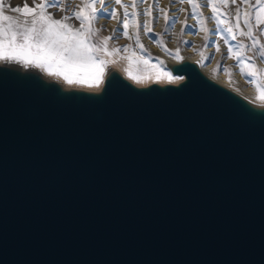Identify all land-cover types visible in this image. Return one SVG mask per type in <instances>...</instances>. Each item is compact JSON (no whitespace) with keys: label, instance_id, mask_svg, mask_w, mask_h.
Here are the masks:
<instances>
[{"label":"water","instance_id":"1","mask_svg":"<svg viewBox=\"0 0 264 264\" xmlns=\"http://www.w3.org/2000/svg\"><path fill=\"white\" fill-rule=\"evenodd\" d=\"M38 72L0 64V264H264V113L199 73L91 108Z\"/></svg>","mask_w":264,"mask_h":264},{"label":"rangeland","instance_id":"2","mask_svg":"<svg viewBox=\"0 0 264 264\" xmlns=\"http://www.w3.org/2000/svg\"><path fill=\"white\" fill-rule=\"evenodd\" d=\"M62 2L64 11L55 7H49L46 10V15L51 16L55 20H61L67 15L71 17L67 23L71 24L73 29L79 28L80 22L72 16V13L74 10L84 8L82 15L86 16L89 11V9L85 7L88 0H62ZM41 3H51V0H0V4H2V9H0V11H2L0 24L7 26V21L2 19L3 16L11 17L20 25H23L25 21L30 24L34 12L39 11L37 6ZM195 3L199 5V8L193 9L192 5L186 2V0L185 2H180V0H146V2L136 0V6L133 8L132 0H121L120 4L114 3V0H106V6L103 9L100 8L99 4L95 5L98 18L93 21L91 25L94 33L90 37L91 43L102 46L101 35L104 38L111 37V39H107L108 42L122 56H127L129 59L134 58L131 59L133 61H146V55L150 56L152 59L160 57L161 55L158 51L151 50V46L155 45L157 46L155 50H162L166 56L183 60L185 59V55L181 52V49L182 46H184L186 51L190 54L195 55L199 52L200 57L195 58H199V60L195 62L201 64L206 62L208 66H212L211 73L214 71L218 72L222 77L226 78L225 80L227 83H231L230 86H233V82L237 81L241 88L243 87L242 90H234V88L232 89V87L226 85L237 93H243L242 91L243 89L245 90V88L251 92H256L255 84L264 87V81L261 80L263 79L262 74L264 67L262 66L264 65V58L258 55L260 46H264V24L257 27L255 24V15L253 14L250 19L252 30V38L250 39L247 35L249 29L244 26L243 22L244 13L249 11L254 13L255 0H249L248 4H242L240 0H237L236 4H232L231 0H227L226 5L222 4L220 0H214L219 22L212 19L213 12L212 9L208 7L207 0H195ZM25 5H27V8H25ZM250 5L252 6L251 8ZM17 7L20 8L19 12L10 10ZM238 7L241 9L239 21L236 16ZM172 8L175 9L172 10ZM29 9L32 11H28ZM113 9L116 13L115 19L99 17L100 11L107 13L111 12ZM159 9H163L164 13L167 14L169 21L167 25L165 24L164 14H162ZM145 10H148V15H145ZM125 11L129 14L132 12L136 13L135 17L131 15L128 17L127 36L122 34L124 30L120 23L124 18ZM191 19L195 21H190ZM201 19L203 20L202 24L198 22ZM173 20L176 21L174 24L172 23ZM145 23H147L148 28L151 29L150 32L145 30ZM237 23L240 25L239 29L236 28ZM228 26L233 28L235 39H232L228 32L224 30ZM116 29H121V31L114 33ZM186 33L195 37L198 33H201V41L198 43L197 41L195 42L187 39L185 37ZM241 33L244 34L241 35ZM175 38L177 47L172 48L169 43L173 44ZM137 39H139L140 46L137 45ZM253 39L258 42L255 48L252 46ZM238 43L245 45V48L241 50L242 54L236 51ZM205 47H207L209 51L207 55ZM101 48L102 47L95 49V57L101 58L104 65L107 60L102 57ZM125 49L127 50L125 51ZM229 49H232L231 56L229 54ZM238 55L240 59L244 61L243 64H240L237 59ZM161 59L166 61L165 58ZM0 64L12 68L25 67L32 70L37 68L39 74L51 79H57L56 72L50 74L47 69L37 67L31 63L26 64L18 60L0 59ZM249 65L254 66V70L257 74L255 79L258 83H254L253 77L246 75L249 71ZM108 67L105 68L104 66L107 70L109 69ZM241 67L244 68L245 74H242ZM207 76L211 78V74L207 73ZM41 81L43 83L42 79ZM252 88L254 89L252 90Z\"/></svg>","mask_w":264,"mask_h":264},{"label":"snow or ice","instance_id":"3","mask_svg":"<svg viewBox=\"0 0 264 264\" xmlns=\"http://www.w3.org/2000/svg\"><path fill=\"white\" fill-rule=\"evenodd\" d=\"M146 2V0H142ZM180 2H185V0H180ZM190 3L193 9L199 8V5L195 3V0H186ZM224 5L227 4V0H220ZM242 4H248L249 0H240ZM114 3L120 4L121 0H114ZM232 4H236L237 0H231ZM99 4L100 8L103 9L106 6V0H88V3L85 5L89 9L88 14L82 15L84 8L79 10H74L72 16L75 17L80 22V27L73 29V26L67 21L71 17L65 15L61 20H55L51 16L46 15V10L49 7H55L61 11H64V6L62 0H51V3H41L37 7L39 11L34 12L33 19L31 23H25L20 25L17 21H14L9 16H3L2 19L7 21V26L0 24V59H10L23 61L24 63L34 64L37 67H43L52 74V70L55 68L58 74L63 75L64 79L69 83L73 82V78L68 74L69 70L75 66H82L84 64H91L95 57V49L100 48L99 44H92L90 37L94 34L92 31V23L97 20V11L95 5ZM208 7L212 9L213 20L219 22V16L214 4V0H207ZM123 6V5H121ZM136 6V0H132V7ZM252 6L250 5V8ZM27 8V5H25ZM0 9H2V4H0ZM13 12H19L20 8L10 9ZM28 11H32L29 9ZM159 11L164 14L165 24L169 23L167 14L164 13L163 9ZM241 14V9L238 7L236 10L237 20L239 21ZM255 15V24L257 27L264 24V0H255L254 13L249 11L244 13V26L249 30L247 32L248 37L252 38V30L250 25V19ZM136 16L135 12L129 14L127 11L124 12V18L120 21L124 36H127V27H128V17ZM145 15H148V10H145ZM0 16H2V11H0ZM100 18L105 19H115L116 13L113 9L111 12L105 13L100 11ZM176 21L173 20L174 24ZM203 23L201 19L198 21ZM240 25L237 23L236 28L239 29ZM144 28L146 31H151L148 28L147 23H145ZM228 32L229 36L232 39H235V33L231 26H228L224 29ZM121 29L114 30L115 32H120ZM244 33H241L243 35ZM106 39H111L108 37ZM137 45L140 46L139 39H137ZM258 42L253 39L252 46L257 47ZM245 48V45H237L236 51L241 53V50ZM127 49H125L126 51ZM232 49H229V54L231 56ZM242 54V53H241ZM258 55L264 58V46H260ZM240 64H243L244 61L240 59V56H237ZM100 67H95L93 65L94 71L92 73L91 81H84L86 83H97L103 72V61H100ZM227 71V70H225ZM242 74L244 73V68L241 67ZM132 73L129 72V76ZM246 75L253 77V82L258 83L255 79L256 72L254 66L249 65V71ZM259 92L260 89L258 88ZM257 99H264V96H258Z\"/></svg>","mask_w":264,"mask_h":264},{"label":"bare ground","instance_id":"4","mask_svg":"<svg viewBox=\"0 0 264 264\" xmlns=\"http://www.w3.org/2000/svg\"><path fill=\"white\" fill-rule=\"evenodd\" d=\"M174 9L175 8H172V10ZM190 21L195 20L191 19ZM185 37L189 40H193L195 42L197 41L198 43L202 38L201 33H198L196 37L190 35L189 33H186ZM101 41V54L102 57L108 61L109 69H105L103 65V72L100 80L97 83L84 82L92 80V73L94 71L93 65H95V67L101 66L100 61H102V59L96 57V59H94L91 64H84L82 66L78 65L69 70L68 74L73 78L72 83L66 81L63 75L58 74L57 70L54 68L52 70V73L56 72L57 79H51L39 74L40 78L43 80V84L45 86L54 85L58 95L60 96L69 97L71 95H75L77 97L75 101L76 106L80 99L86 98L85 100L90 103L89 107L96 108L97 105L102 104L108 94L107 85L112 73L114 76L118 77L119 80L128 89L132 90L133 93L136 94L135 96L148 95L152 93V86H156L154 89L158 93H160V95H166L162 93H166L165 91L167 89L182 93L186 85L190 82V77L195 75H192V73H199L208 81H212L213 83L224 87L225 90L241 98L242 104L245 107H243L244 109H237L238 113L241 116H243V114H246L251 117L264 113V99H257L258 96H264V87L262 85L255 84L256 92H251L250 90L245 88V90L243 89L242 91L243 93H237L236 91H234L235 89L242 90L243 88H241L237 81L233 82V86H230L231 83H227L225 80L226 78L222 77L218 72L214 71L211 73L212 66H208L206 62L203 64L195 62L196 60H199V58L195 59L197 57H200L199 52H197V54L195 55L190 54L186 51L185 47L182 46L181 52L185 55V61H181L176 57L166 56L165 53L160 49L155 50L157 49V46L155 45L151 46L153 48H151V50L158 51L162 57L160 56L157 59H152L150 56L146 55V61H133L131 60L134 59L131 58L132 56L130 57L131 59L127 58V56H122L102 35ZM169 45L172 48H176V38L174 40V43H169ZM205 52L206 55L209 53L207 47H205ZM161 58H165L167 62L176 65V67H178L177 69L183 70V73L179 74L172 71L170 68L165 67L162 63V61L164 60ZM190 66H193L194 68L191 69ZM262 67H264V65ZM129 72L132 73L131 76H129ZM207 73L211 74L212 79L207 76ZM262 76L263 79L261 80L264 81V71ZM226 85H229L230 87H232V89L234 88V90L230 89ZM118 87H114L115 90ZM258 88L260 89L259 92L257 91ZM253 89L254 88H252V90ZM100 109L105 110L103 106H100ZM245 119L249 120L250 118L245 117ZM249 121H253L255 122V124H259V122L256 120Z\"/></svg>","mask_w":264,"mask_h":264}]
</instances>
